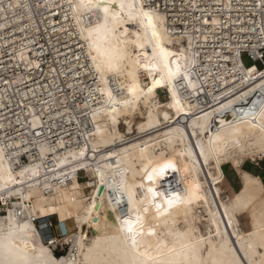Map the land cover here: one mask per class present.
I'll return each instance as SVG.
<instances>
[{"label": "bare ground", "instance_id": "bare-ground-1", "mask_svg": "<svg viewBox=\"0 0 264 264\" xmlns=\"http://www.w3.org/2000/svg\"><path fill=\"white\" fill-rule=\"evenodd\" d=\"M210 2L0 0V262L264 264V180L243 167L264 157V66L241 53L264 0ZM219 59L243 76L199 103ZM47 218L76 229L45 242Z\"/></svg>", "mask_w": 264, "mask_h": 264}, {"label": "built area", "instance_id": "built-area-1", "mask_svg": "<svg viewBox=\"0 0 264 264\" xmlns=\"http://www.w3.org/2000/svg\"><path fill=\"white\" fill-rule=\"evenodd\" d=\"M210 1L212 0H204V2L208 5L209 3H211ZM203 3V0H202ZM202 3H200V0H198V6H201ZM213 5H217L215 3H212ZM210 4V5H212ZM209 17L211 18L212 16L209 15ZM207 28L204 30V33H208L211 35H214V38H210L207 42H209L208 44L211 45H215L218 43H222L223 41H225L226 37L225 36H220L221 32L219 31H215L210 23H207ZM251 43V45H246L245 47L242 48L241 53H242V58H244V56L249 57L252 61L254 62H261L264 65V40L262 37L260 38H249L248 39ZM258 46V49L255 53H253L248 47H253V46ZM220 53V52H218ZM224 53V52H222ZM48 57H50V54H48ZM214 62V61H211ZM216 65H214L212 63V71L211 72H203L200 71L199 75L202 79H203V84H199L200 88H203V90H201L198 93V100L200 101L199 103H203L206 104L207 102L212 100L211 94H209L208 92H206V90L209 91V89L211 87H213L214 85H217L215 88L217 89L218 87H221V89L228 87L229 85H231L233 83V81H231V76L236 74V78H240L243 76L242 73H238L237 71L233 70V67L235 66V61L233 60H223V59H219ZM0 64L1 67L4 68H0V74H4L3 76H9V72H7V70H5L6 66L8 65L7 60H4L3 62L0 59ZM224 64V65H223ZM206 80V81H205ZM43 81V80H42ZM214 82V83H213ZM219 85V86H218ZM29 86V84H28ZM205 90V91H204ZM57 136H55L56 138ZM4 212V211H2Z\"/></svg>", "mask_w": 264, "mask_h": 264}, {"label": "rangeland", "instance_id": "rangeland-1", "mask_svg": "<svg viewBox=\"0 0 264 264\" xmlns=\"http://www.w3.org/2000/svg\"><path fill=\"white\" fill-rule=\"evenodd\" d=\"M243 63L245 65V67L249 70V71H254L256 69H262L263 68V64L261 62H254L252 61L249 57L244 56V58H242ZM162 95H164L162 97ZM161 98L167 99L168 95L167 93H163L160 94ZM264 162V157L262 159H259L256 157V160L253 161L251 159H246L243 162V167L248 169V166L252 163H257V162ZM218 169H216V175L219 176V182L220 185L223 188V194L225 196L227 195H232L234 192L238 191L239 188L241 187V178H240V174L238 172V170L231 164H225L223 166H219L217 167ZM81 180L83 181H87L85 175H81ZM201 211L204 212V209L201 208ZM53 221V227L47 228V221L49 220L47 219H43L38 221L37 223L40 225L39 229L43 232V237H44V241L47 242V236H49L50 234V230H51V234H57L61 239L63 238L64 234H67L69 232H72L76 229L74 221H67L64 223L58 222L56 220V218H50ZM44 221V222H43ZM240 222L241 225L244 229L249 230L250 229V225H249V219L246 215H242L240 216ZM67 245L65 244L64 246L61 245L60 246V251L65 252Z\"/></svg>", "mask_w": 264, "mask_h": 264}, {"label": "crops", "instance_id": "crops-1", "mask_svg": "<svg viewBox=\"0 0 264 264\" xmlns=\"http://www.w3.org/2000/svg\"><path fill=\"white\" fill-rule=\"evenodd\" d=\"M236 168V167H235ZM237 169V168H236ZM248 169L255 175L262 177L264 180V162L260 161L257 163H252L248 166ZM238 170V169H237ZM239 172V171H238ZM240 174V173H239ZM241 178V176H240ZM235 193V192H234ZM233 193V194H234ZM232 194V195H233Z\"/></svg>", "mask_w": 264, "mask_h": 264}, {"label": "snow or ice", "instance_id": "snow-or-ice-1", "mask_svg": "<svg viewBox=\"0 0 264 264\" xmlns=\"http://www.w3.org/2000/svg\"><path fill=\"white\" fill-rule=\"evenodd\" d=\"M149 179H151V176H149ZM149 191H151V189H149ZM0 264H3V262H0Z\"/></svg>", "mask_w": 264, "mask_h": 264}]
</instances>
